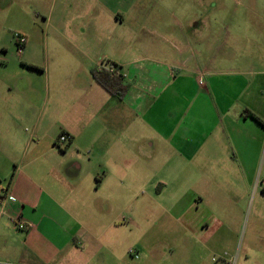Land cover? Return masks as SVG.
Here are the masks:
<instances>
[{
    "label": "crops",
    "instance_id": "crops-1",
    "mask_svg": "<svg viewBox=\"0 0 264 264\" xmlns=\"http://www.w3.org/2000/svg\"><path fill=\"white\" fill-rule=\"evenodd\" d=\"M157 2L53 0L50 31L0 78V264H78L134 228L264 264V61L225 53L197 77L195 22Z\"/></svg>",
    "mask_w": 264,
    "mask_h": 264
},
{
    "label": "rangeland",
    "instance_id": "rangeland-1",
    "mask_svg": "<svg viewBox=\"0 0 264 264\" xmlns=\"http://www.w3.org/2000/svg\"><path fill=\"white\" fill-rule=\"evenodd\" d=\"M196 1L159 0L156 5L159 4L162 11L176 13L166 15L174 25L181 23L188 29L186 21L192 19L195 22L196 26L189 28V31L197 32L190 35L193 50L196 48L190 68L196 71L197 77L199 72L205 73L220 64L225 53L229 59L240 60L244 64L264 61V0H198V6ZM57 10L53 0H0V78L17 79L15 74L20 70V56L24 49L19 52L17 37L24 38L29 47L35 41L43 40L50 31L46 20L51 12ZM179 12L181 17H178ZM228 30L230 33L227 35L225 32ZM203 73L201 84L204 83ZM258 185L263 189L264 180ZM141 235L142 231L134 228L128 232L130 238L118 243L115 249L87 247L79 256L76 255L75 260L78 264H194L200 258L204 264H211L213 257L226 253H218L215 249L201 254L200 245L196 242L185 249L184 244L175 241L172 231L167 232L163 228L151 232L146 238ZM73 258L70 255V264Z\"/></svg>",
    "mask_w": 264,
    "mask_h": 264
},
{
    "label": "trees",
    "instance_id": "trees-1",
    "mask_svg": "<svg viewBox=\"0 0 264 264\" xmlns=\"http://www.w3.org/2000/svg\"><path fill=\"white\" fill-rule=\"evenodd\" d=\"M91 75L97 84L112 95L122 96L128 88L127 85L123 84L121 75L117 74L115 71H111L108 67L93 69ZM252 116L260 122V119L257 116L254 114H252Z\"/></svg>",
    "mask_w": 264,
    "mask_h": 264
},
{
    "label": "built area",
    "instance_id": "built-area-1",
    "mask_svg": "<svg viewBox=\"0 0 264 264\" xmlns=\"http://www.w3.org/2000/svg\"><path fill=\"white\" fill-rule=\"evenodd\" d=\"M17 43H18V50L21 53L23 47L25 46L26 40L20 36L17 37ZM111 71H114L112 68H110ZM202 82V79L200 80V83ZM70 140L69 136L67 134H61L57 140V144H66ZM4 198L0 197V202H3ZM16 225L18 229L20 230H27L29 228H32L34 225L30 222H26L24 220L18 219L16 222ZM237 262V256L228 254H225L224 256H218L212 258V264H236Z\"/></svg>",
    "mask_w": 264,
    "mask_h": 264
}]
</instances>
